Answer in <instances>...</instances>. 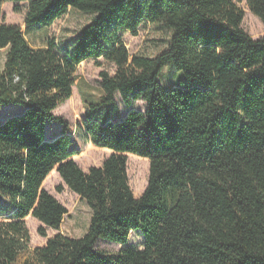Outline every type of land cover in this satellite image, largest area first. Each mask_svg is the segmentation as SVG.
<instances>
[{
  "label": "trees",
  "instance_id": "trees-1",
  "mask_svg": "<svg viewBox=\"0 0 264 264\" xmlns=\"http://www.w3.org/2000/svg\"><path fill=\"white\" fill-rule=\"evenodd\" d=\"M264 24V0H245ZM28 3V29L50 28L71 10L91 15L61 48L47 39L32 46L3 6ZM241 0H0V106H18L0 123V197L13 215L0 220V264H264V36L243 28ZM150 24L167 34L155 57L131 55L122 33ZM104 59L103 96L81 93L86 117L76 127L111 152L101 167L82 169L69 123L55 111L72 97L77 68ZM166 68L181 75L166 87ZM119 95L145 111L118 118ZM62 126L49 136V127ZM130 156L150 162L148 185L136 198ZM58 173L89 206L81 238L58 234L31 249L26 221L60 230L68 209L45 188ZM62 192L63 186L58 188ZM133 232L142 249H96L100 241L126 246Z\"/></svg>",
  "mask_w": 264,
  "mask_h": 264
},
{
  "label": "rangeland",
  "instance_id": "rangeland-1",
  "mask_svg": "<svg viewBox=\"0 0 264 264\" xmlns=\"http://www.w3.org/2000/svg\"><path fill=\"white\" fill-rule=\"evenodd\" d=\"M238 4L245 11L243 23L244 30L255 40L262 38L264 36V24L262 21L251 13L245 0H241ZM16 6L17 4L11 2L3 6V23L21 27L28 42L34 47L44 46L47 39H52L63 48L67 43L72 42L78 36L81 29L92 19L91 15L71 10L65 17L58 20L50 28L28 29L25 25V18L29 4H19L21 8L20 12L15 11ZM122 37L131 55L155 57L167 47V34L159 31L157 27L150 24H143L139 28L137 34H132L130 32L122 33ZM6 53L7 49L0 50V71L4 68ZM115 71V67L104 59H90L84 61L78 66L76 73L77 84L80 87V91L77 86L74 87L72 97L78 108L76 109L74 103L68 101L55 111V116L63 118L69 123V130L73 139L74 148L82 153L80 156H76L75 160L85 171H88L92 167H101L111 156V152L95 147L77 129V121L86 117V106L83 102L81 93L92 100H99L103 96L101 73L109 72L113 75ZM180 78L181 75L178 71L173 68H166L162 74L161 82L164 86L170 87L178 84ZM116 101L119 107V112L117 114L118 118L124 117L131 110L145 111L146 108L143 101L134 102L131 107H127L119 95H117ZM15 108L22 109L18 106H0V123L16 114L17 111L13 110ZM61 131L62 126L60 124H53L49 127V136L56 137L61 134ZM128 174L131 189L135 197L140 198L148 185L150 162L147 159L130 156L128 160ZM61 186H63V190L59 192L58 188ZM44 188L56 197L68 209L69 213L65 217L60 230H47V238H43L39 234V229L43 225L36 219L29 217L26 224L31 237L29 243L30 248L34 249L45 246L49 239L58 234H63L72 238L83 237L88 232L92 217L91 210L87 203L82 200L80 196L72 192L56 172L46 180ZM12 215L13 210L9 207L6 199L0 197V220L8 219ZM143 246L144 239L141 233L133 232L126 246L100 241L97 243L96 249L116 254L125 247L142 249Z\"/></svg>",
  "mask_w": 264,
  "mask_h": 264
},
{
  "label": "bare ground",
  "instance_id": "bare-ground-1",
  "mask_svg": "<svg viewBox=\"0 0 264 264\" xmlns=\"http://www.w3.org/2000/svg\"><path fill=\"white\" fill-rule=\"evenodd\" d=\"M69 101L74 103L75 100H74V98H71ZM74 107L77 109L78 108L77 104L74 103Z\"/></svg>",
  "mask_w": 264,
  "mask_h": 264
}]
</instances>
